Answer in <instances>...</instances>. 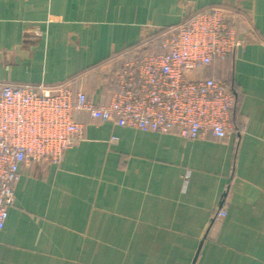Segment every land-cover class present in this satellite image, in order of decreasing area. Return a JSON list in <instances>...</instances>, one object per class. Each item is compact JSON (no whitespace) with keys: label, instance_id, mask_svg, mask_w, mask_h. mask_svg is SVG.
<instances>
[{"label":"crops","instance_id":"0c3cea01","mask_svg":"<svg viewBox=\"0 0 264 264\" xmlns=\"http://www.w3.org/2000/svg\"><path fill=\"white\" fill-rule=\"evenodd\" d=\"M212 6L238 10L249 31L208 70H231L240 133L189 140L77 114L78 144L24 166L0 264H264V0H0V82L107 101L124 59Z\"/></svg>","mask_w":264,"mask_h":264},{"label":"built area","instance_id":"2783aa9c","mask_svg":"<svg viewBox=\"0 0 264 264\" xmlns=\"http://www.w3.org/2000/svg\"><path fill=\"white\" fill-rule=\"evenodd\" d=\"M242 14L212 6L159 31L160 49L134 52L112 72L107 101L91 99L71 84L56 86L0 82V231L14 204L25 165L57 162L84 137L77 114L144 131L177 132L189 140L240 133V100L233 75L208 70L242 48L247 33ZM117 137L111 141L116 143ZM226 215L220 209L216 218Z\"/></svg>","mask_w":264,"mask_h":264},{"label":"rangeland","instance_id":"374dc122","mask_svg":"<svg viewBox=\"0 0 264 264\" xmlns=\"http://www.w3.org/2000/svg\"><path fill=\"white\" fill-rule=\"evenodd\" d=\"M244 29V28H243ZM248 36V35H247ZM247 42H248V40H247ZM230 72V74H232V72H231V70L229 71Z\"/></svg>","mask_w":264,"mask_h":264},{"label":"water","instance_id":"95a60500","mask_svg":"<svg viewBox=\"0 0 264 264\" xmlns=\"http://www.w3.org/2000/svg\"><path fill=\"white\" fill-rule=\"evenodd\" d=\"M196 258H197V256L195 257L194 262L196 261ZM194 262H193V264H194Z\"/></svg>","mask_w":264,"mask_h":264},{"label":"trees","instance_id":"16d2710c","mask_svg":"<svg viewBox=\"0 0 264 264\" xmlns=\"http://www.w3.org/2000/svg\"><path fill=\"white\" fill-rule=\"evenodd\" d=\"M236 85V84H235Z\"/></svg>","mask_w":264,"mask_h":264}]
</instances>
